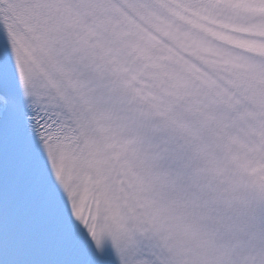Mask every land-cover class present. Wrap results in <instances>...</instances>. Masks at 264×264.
I'll return each instance as SVG.
<instances>
[{
	"label": "snow or ice",
	"instance_id": "snow-or-ice-1",
	"mask_svg": "<svg viewBox=\"0 0 264 264\" xmlns=\"http://www.w3.org/2000/svg\"><path fill=\"white\" fill-rule=\"evenodd\" d=\"M0 264H264V0H0Z\"/></svg>",
	"mask_w": 264,
	"mask_h": 264
}]
</instances>
